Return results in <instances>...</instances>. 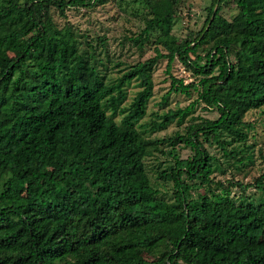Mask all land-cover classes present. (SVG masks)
Returning <instances> with one entry per match:
<instances>
[{
    "label": "trees",
    "instance_id": "trees-1",
    "mask_svg": "<svg viewBox=\"0 0 264 264\" xmlns=\"http://www.w3.org/2000/svg\"><path fill=\"white\" fill-rule=\"evenodd\" d=\"M129 1L142 27L123 42L153 55L122 68L104 36L90 43L51 18L107 0H0V264H264V173L241 177L254 163L245 115L264 114V0H206L183 38L172 33L181 0ZM160 60L167 94L196 97L140 125ZM174 61L199 79L173 78ZM198 103L215 118L185 123ZM171 123L182 129L156 136ZM252 185L262 203L230 197Z\"/></svg>",
    "mask_w": 264,
    "mask_h": 264
},
{
    "label": "rangeland",
    "instance_id": "rangeland-1",
    "mask_svg": "<svg viewBox=\"0 0 264 264\" xmlns=\"http://www.w3.org/2000/svg\"><path fill=\"white\" fill-rule=\"evenodd\" d=\"M207 6L208 2L206 0H181L177 10V16L174 19L172 33L183 38L188 31H197L205 18L204 8ZM232 9L231 1H227L226 4L223 5V10L220 15L229 18L228 16L232 13ZM51 18L57 28H60L64 23L74 25V27L79 29L81 34L86 36V40H89L90 43L95 42L96 36H104L105 46L110 56L119 58L122 68L137 61H143L153 55L151 48L145 47L143 55L140 57L133 48L127 46L123 42V34L130 35L131 33H137L142 27L141 18L135 15L134 5H132L129 0H125L123 3L116 0H107L105 4L95 6L89 10L72 9L66 12V19L60 18L56 15V12L52 10ZM127 32L130 34H127ZM121 44H123V46H121ZM165 64V60H160L154 67L152 73L153 96L147 103L146 115L138 123L140 125L147 124L150 120L156 119L153 113L159 115L168 110L177 108L182 109L187 107L196 97V93L193 91L190 92L189 97L181 93L176 94L172 92L167 94L169 78L165 73ZM170 75L175 79L182 80L183 84L190 83L191 81L196 82L199 79V77L193 78L190 73L186 72L176 61L171 65ZM138 90L139 88L134 81L126 87V103ZM162 98L165 99L163 103H161ZM191 115L209 119H213L216 116L213 111L203 108V105L200 103L195 105L190 114L185 117L184 122L187 121ZM113 119L117 122V115H115ZM245 119L253 121V128L248 133L247 142L250 146L247 153L252 155L254 163L251 167H249V165L247 166L248 168L245 174L241 177H243V183H251L252 178L264 173V163L260 159V155H264V124L262 123V121L264 122V114L259 115V117H250L249 113H247ZM177 129L181 130L182 126L177 128L174 123H171L167 127V130L157 132L156 136H167ZM209 151L210 153H215L213 147H210ZM216 154L219 155V153ZM180 155L181 157L187 156V150H182ZM158 159H162V157H158ZM158 166L159 161H155L152 158H146V160H144V170L148 177V181L153 188L159 190V195H156V197L171 203V197L168 191L170 184H164L157 180L155 170ZM215 177L223 181L229 178V174L226 173V175L223 176L219 173H215ZM230 197L235 203H248L244 197L250 198L255 204L263 202V195L255 193L253 185L242 194L237 189H231Z\"/></svg>",
    "mask_w": 264,
    "mask_h": 264
},
{
    "label": "water",
    "instance_id": "water-1",
    "mask_svg": "<svg viewBox=\"0 0 264 264\" xmlns=\"http://www.w3.org/2000/svg\"><path fill=\"white\" fill-rule=\"evenodd\" d=\"M214 10H215V7L213 8V12H214Z\"/></svg>",
    "mask_w": 264,
    "mask_h": 264
}]
</instances>
